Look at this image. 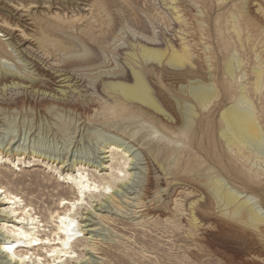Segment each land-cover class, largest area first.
Listing matches in <instances>:
<instances>
[{
	"label": "rangeland",
	"instance_id": "1",
	"mask_svg": "<svg viewBox=\"0 0 264 264\" xmlns=\"http://www.w3.org/2000/svg\"><path fill=\"white\" fill-rule=\"evenodd\" d=\"M89 1V6L79 5L87 19L96 15L93 0ZM160 1L132 0L131 5H115L111 14H119L123 31L132 28L122 35L123 39L118 37L104 48L106 59L95 60L47 56L31 38L38 33L32 17L55 21L59 16L70 20L79 18L75 13H61L63 8L59 5L51 13L31 5L23 8L10 3L5 9L0 5L12 17L21 15L25 21L17 26L14 18L8 24L0 20V29L4 30L0 32V47L3 42L14 41L23 50L20 55L8 47L13 59L2 57L0 65L8 72L25 77L23 82L27 87L14 89L9 83L3 82L7 87L0 84V150L10 154L8 158L0 155V184L24 200L19 206H11L7 200L0 202V264H20L19 256L26 251L25 243L10 233L20 213L10 209L22 208L27 202L32 204L30 213L45 226L41 228L43 241L30 251L41 255L44 263L50 261L45 255L48 245L57 243L52 239L63 236L58 229L60 225L55 223L58 220L50 223L49 219L58 211L68 219L74 216L79 230L69 241L73 258L54 264H264V239L225 218L221 204L203 187L207 181L218 178L242 190L240 184L233 182L235 170H225V162H228L220 138V116L232 102L230 96L227 99L224 94L228 84L224 68L229 61L233 62L235 78H239L235 80L237 86L253 78L255 56H264V47L260 49L263 35L255 28V18L261 17L263 12L258 4L264 0H180L179 33L175 32L178 26ZM131 6L136 7L137 15L145 20L143 31L136 30L140 19ZM32 7L38 9L36 15H30ZM231 22L239 31L240 39L232 30ZM78 24L81 28L85 26L82 22ZM130 32L137 35L140 32L155 41L167 38L175 48L181 45L178 36H182L192 54L189 63L193 76L185 74L189 63L184 69L170 68L166 63L168 59L162 65L148 63L145 66L147 85L166 113L174 118L180 115L179 109L189 101L186 96L196 82L211 85L217 93L211 105L188 129L187 137L171 150L163 146L165 140L154 139L157 126L140 113L142 110L134 109V105H125L131 113L125 110L113 117L107 114L110 108L118 106L119 100L107 96L101 83L109 81L112 75H121L125 78L123 84L132 85L124 59L117 57L119 48L125 47L127 34L132 35ZM114 44L119 45L115 51ZM25 52L33 58L25 59ZM241 66L244 70L239 73ZM54 71H62L71 78V88H65L63 96L57 92L65 84L54 80ZM262 98L264 100V96ZM16 101L20 102L14 105ZM252 101L258 105L256 113L264 114V103L257 98ZM113 142L124 152L129 148L125 155L129 160L124 168L125 177L107 190L100 180L113 179L111 175L117 173L114 170L117 162L111 160L109 153L112 147L107 148V144ZM14 153L20 156L12 158ZM253 162L250 161V166L246 164L244 171L257 173L264 184V156L254 165ZM156 163L162 165L165 175L156 168ZM78 169L90 182L96 181L98 188L93 194H85L74 208L68 205L70 212L64 213L61 199L70 204L76 203L75 198L81 199L74 184L68 181L69 175L78 177ZM252 201L264 211L262 200ZM191 202L195 204L190 206ZM101 205L105 208L100 209ZM44 221L49 223L44 224ZM35 260L32 256L26 264H36Z\"/></svg>",
	"mask_w": 264,
	"mask_h": 264
},
{
	"label": "bare ground",
	"instance_id": "2",
	"mask_svg": "<svg viewBox=\"0 0 264 264\" xmlns=\"http://www.w3.org/2000/svg\"><path fill=\"white\" fill-rule=\"evenodd\" d=\"M216 1L221 2L222 0H216ZM89 2L91 1L89 0H0V5L4 6V9L6 8L5 6H7V4L10 3H13L17 6H22L23 8H26L31 5V6H36V8L41 9L42 11L45 10L48 13H51L52 9H56L55 7L59 5L63 8V10L60 9L61 13H64V11H69L70 14L75 13V17L79 16V18L70 19V20L61 19L59 16H57L56 18H54L55 21H52L51 19H49L50 21H48V19L43 20V17L42 20H40L41 18H38V16L37 17L31 16L35 24L34 28H36L35 30H37L38 32L37 35L36 33L34 35H31V38H33L34 41L38 42L39 44L38 46L44 52L45 55L51 56L53 58L58 57V59H62V60L63 59H88V60L106 59V56L103 51L104 48L109 47L112 43L116 42V38L122 37V35L126 34L127 30L130 31V29L132 28V27H128V25L127 26L124 25L125 27H128V29L127 30L125 29V31H123V27L121 25L122 19L120 18L119 14L118 16H115L114 14L112 15L111 11H113L114 6L118 4L119 5L124 4L125 6L126 5L125 3H127L131 5L132 0H93L92 1L93 13H96V15L92 16V18L87 19L85 18V16H83V10L82 7L80 8V6L83 7L89 6L88 4ZM160 3L162 4L166 12L169 13L168 15L172 17L173 22L178 26V28L175 27L177 29L175 30V32L179 33L180 24L182 22V17L180 16V12H179V6L181 4L180 0H161ZM258 6L263 12L261 13L262 14L261 17L257 15V17L255 18V28L261 33V35H263V39H264V3L260 2ZM4 9L3 7H0L1 21L6 22L8 24L11 23L12 18H14V22L16 21L15 25L17 26L20 25L19 22L25 23V21H23V19L21 18V15H18L16 18L15 16L12 17L9 14V12H7V10ZM38 9L35 8L31 9L30 15H36L38 13ZM131 9L134 11V13H136V15L137 14L139 15L138 13L139 11H137L136 7L131 6ZM104 18L106 19L105 21L107 23L104 21ZM231 18L233 22L234 18L233 17ZM139 19H140V21L138 22L139 26L136 27V30L143 31L146 26L145 20L141 16L139 17ZM135 21H137L136 18ZM228 21L231 20L229 19ZM77 22H82V25L85 24L84 28H81V24L80 26L79 24L77 25ZM231 28L236 33V37L240 39V33L237 30V28L233 25ZM3 31L4 30L0 29V32ZM131 31L133 32V30ZM139 34L141 33L139 32ZM139 34L137 35L133 33L130 36L127 34L124 43L125 47H123L120 44V46L122 47L119 48L120 51L117 54V57L124 59L125 62L124 65L127 67L129 79L132 81V85L123 84V80L125 78H123V76L121 75L120 76L112 75L111 77L108 78L109 81H105V82L103 81L101 83L102 89L104 90L105 93H107V96L117 97V99L119 100L118 106L110 108L107 114L108 116L113 117L118 111H125L128 108L125 107L126 104L127 106L134 105L135 106L134 109H137V111L142 110L140 111V113L145 115L148 118L147 120H150L152 125L157 126L158 130L156 128L154 129V134L156 135L154 136V139H160L159 141L161 142L162 140H165L163 141V146L171 150L172 148L178 146L177 144L181 139L187 137L188 129L191 126H193L194 123L198 120L199 114L205 111L209 107V105H211L212 101L217 97V93L213 90L211 85L196 82L191 86L188 94L185 93L187 94L186 98H188L189 101H186V103H183L182 106L180 107L179 109L180 115L177 118H174L171 114L166 113L163 110V108L159 105L155 96L153 95V92L150 90L149 86L147 85V80L145 78L146 75L145 66L148 63H152L154 65L155 64L162 65L165 62L164 60L168 59L166 63L170 65V68L171 66L178 69L183 67L185 68V66L189 62H192L191 61L192 54L190 53L188 46L186 45L187 43L185 44L183 42L184 39L182 36H178L179 40L182 41L181 45H179V48H175V45L167 38L166 40L160 39L155 41L153 38H148L147 36L146 38L142 34L141 35ZM115 44L114 47H112L114 48L113 49L114 51L117 49V47H119V45H115ZM2 45L3 46L0 47L1 59L2 57L12 58L11 50L9 51L8 47H10L13 50V52H16L17 54L21 55V53H23V50L20 49L21 46L18 45L17 42L14 41H10L8 43L3 42ZM263 47H264V42L260 47V49H262ZM24 56H26L25 59L33 58V55L29 56V53L27 54L26 52ZM255 57L257 59L255 58V63H253L254 66L252 67L253 78L247 79L248 82L246 81L247 83L245 85H242L243 83L239 86L236 85L237 83L235 82V80L237 78H235L234 75L235 67L232 61H229L224 68V73L227 75V80H228V84L226 86L224 85L225 86L224 94L227 99L230 96L232 102H230L231 103L230 107L227 108L223 107L225 108V110L221 113L220 116V121L222 123L220 138L223 142V145L225 146V152H226L225 159L228 162V164L225 162V167H226L225 170H227L228 172H230V169L236 171V172L234 171L233 178L235 180L233 182L240 184L242 186L241 188L242 190L240 192L239 188L237 190L231 185H229L228 180L225 179V183H224L222 179H218V178L213 179L211 181H207L205 184H203V187L208 192L209 196H212L214 199L218 201V203L221 204V206L223 207V209L221 210L225 213V218H228L234 221L235 223H237L238 225L248 228L249 230L255 232L257 238H260L262 240L264 239V211L259 206H257V203H254V201L252 200L259 198V200H262L264 203V184L260 180L258 174L254 173L255 171L253 172L254 174H252L249 170L244 171V167H246V164L249 163L248 165L250 166V161L257 162L261 160V158L264 156V124H263L264 114H262L261 111L260 113H256V108H257L256 106L258 105L255 106L254 102L252 101L253 98H257V100L261 101V104L264 103V100L262 98V96H264V92H261L262 89L264 88V56L257 54ZM112 58H116V57L112 55ZM34 59H36V57ZM37 59L39 58L37 57ZM230 59H234V58L231 57ZM238 61H240V59ZM240 62H238L237 64H240ZM187 68L189 69L186 70L187 71L185 73L186 76L187 75L193 76V72L191 71L192 69L191 63H189ZM244 68L237 71H239L240 73L242 70H244ZM244 74L245 75H243V77L244 76L246 77V73ZM0 76H1L0 84L2 86H6V84H3V82H5V83H9V85L11 84V87H13L14 89L17 87L27 89V87L24 86V82H23V79H25V77H22L18 73H14L11 71L8 72L6 69L2 67V65H0ZM248 76L249 75L247 74V77ZM54 80L57 83L65 84L63 86H60L61 89L60 91L57 92V94L60 93L63 96L66 94L65 88L68 87L71 88L70 76H68L65 73H62V71H58L54 73ZM250 81H252L251 84L249 83ZM249 84H250V88L247 86ZM18 102L20 101H16L13 104L15 105ZM128 110H126L125 112L127 113ZM125 112L123 114H125ZM162 120L166 122L165 125L162 124V122H160ZM159 132L160 134H158ZM112 145L107 144V148L109 149L112 147L109 153L111 160L115 159V161L117 162V167L114 168L115 172L117 173H115L116 175L114 174L111 175L112 178L114 177L113 179L108 180L106 178H103L100 180L101 184H103L107 190L108 188H113L115 186L116 181L121 180V178L125 177L124 168L128 165L127 162L129 160L128 157L125 158V155H127V153H129L130 151L128 150L129 148L124 152V150H120L121 146L120 147L116 146L115 143ZM106 153L108 152H105V154ZM1 154H4L6 158L10 157V154H7V151L0 150V155ZM19 156L20 155L14 153L12 155V158L15 157L18 158ZM133 158L131 159V161L133 160ZM254 162L252 163L253 165ZM155 166L160 171L161 174L165 175L162 169L163 167L160 163H156ZM252 169L253 167L250 170ZM68 181L74 184L81 199L75 198L76 203L73 202L72 204H70V202L66 201L65 199H61L60 201L63 205V208L65 207L64 213L70 212L68 205L74 208L76 204H78V202L82 200V197L85 194L87 193L93 194L98 188L97 182L96 181L90 182L89 179L87 178V175H84V173L80 169H78V177L69 175ZM242 194H246L245 197H243ZM1 195H3V198L0 199V202L3 200H7L9 204H11V206H16V205L19 206V203L24 201L22 200V197H19L18 194L11 192L9 189L6 188V186H2L0 184V196ZM193 204H195V202H191L190 206H192ZM31 206L32 204L30 202H27L22 208L13 209L12 207L10 209L11 212L16 214H18V211L20 212L16 217L17 224L14 223L13 229L10 233H12L17 240H20L19 242H24L27 247L26 251L19 256L20 264H26L27 262L26 260L31 259L32 256H34V259H36L35 261H38L35 262L36 264H54L55 262H60L62 259L67 261L71 260L73 258L74 252L70 250L71 248L69 247V241H70V237L75 236L76 233L78 232L79 230L78 225L74 216L73 217L71 216V218L68 219V217L65 214L61 215L60 213H58V211H54L50 215L49 219H50V223H54L55 222L54 219L58 220L55 223L60 225L58 229L62 231L63 236H58L56 239L53 238L52 239L53 242L57 240V243L48 245V249H46L45 255L49 258L50 261H48L47 259L48 261L47 263L41 262L42 261V259L40 258L41 255L30 253V251L34 249L35 246H39V244L43 241L44 237L42 238L43 235H41V233L43 231L41 230V228L45 227L44 225H41V223H43L42 220L38 221V217L30 213ZM104 208L105 206L102 205L100 206V209H104ZM48 223L49 221H44V224H48ZM49 241L51 240H48V242ZM29 253L30 255L28 256ZM13 259L14 256L12 255L11 260Z\"/></svg>",
	"mask_w": 264,
	"mask_h": 264
}]
</instances>
